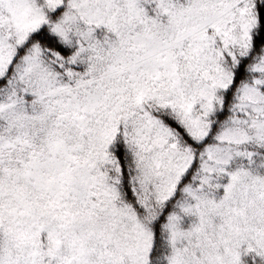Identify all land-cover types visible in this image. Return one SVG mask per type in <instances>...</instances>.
<instances>
[{
	"label": "snow or ice",
	"instance_id": "1",
	"mask_svg": "<svg viewBox=\"0 0 264 264\" xmlns=\"http://www.w3.org/2000/svg\"><path fill=\"white\" fill-rule=\"evenodd\" d=\"M0 264H264V0H0Z\"/></svg>",
	"mask_w": 264,
	"mask_h": 264
}]
</instances>
